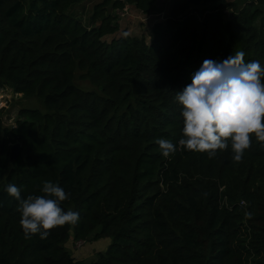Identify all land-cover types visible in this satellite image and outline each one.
Returning <instances> with one entry per match:
<instances>
[{
    "label": "trees",
    "instance_id": "trees-1",
    "mask_svg": "<svg viewBox=\"0 0 264 264\" xmlns=\"http://www.w3.org/2000/svg\"><path fill=\"white\" fill-rule=\"evenodd\" d=\"M82 1L0 0V89L43 106L21 107L10 129L0 117V264H264V143L239 163L230 148L186 150L176 100L205 59L242 51L264 65V0H171L149 40L116 37L114 10L150 15L156 0H103L87 23L69 12ZM46 181L80 219L26 238L4 188L27 198ZM101 238L94 257L70 248Z\"/></svg>",
    "mask_w": 264,
    "mask_h": 264
},
{
    "label": "clouds",
    "instance_id": "clouds-1",
    "mask_svg": "<svg viewBox=\"0 0 264 264\" xmlns=\"http://www.w3.org/2000/svg\"><path fill=\"white\" fill-rule=\"evenodd\" d=\"M244 52L223 60L205 59L192 74L191 82L177 92L182 106V138L186 150L206 153L230 148L233 160L241 162L252 146L253 137L264 143V65L258 60L246 62ZM161 154L169 157L177 150L172 141L159 139ZM4 191L18 202L20 224L26 238L39 235L46 239L50 230L75 225L80 214L62 208L70 193L59 184L45 182L44 195L21 196V188L9 183Z\"/></svg>",
    "mask_w": 264,
    "mask_h": 264
},
{
    "label": "rangeland",
    "instance_id": "rangeland-1",
    "mask_svg": "<svg viewBox=\"0 0 264 264\" xmlns=\"http://www.w3.org/2000/svg\"><path fill=\"white\" fill-rule=\"evenodd\" d=\"M103 0H83L79 4L70 8L69 12L76 18L83 20L87 23L89 16L92 14V10L95 4L102 2ZM171 0H156L155 6L152 9L150 15H143L133 5H127L123 10H114L117 16L118 31L115 36L119 37L123 34L130 36L141 37L145 36L147 40L150 38V31L155 22L165 19ZM231 2L234 0H223ZM239 4H242L243 0H238ZM264 8V7H263ZM262 8V9H263ZM256 27L264 29V13L257 17L255 21ZM75 83L84 88L91 89V85L88 80L80 78L79 75L75 77ZM21 107H37L42 109L41 102L34 97H25L22 94L14 93L11 88L0 89V117L3 120V124L6 128L15 126L17 115ZM15 143H11L14 145ZM109 238H101L97 240H90L83 247L82 245L70 243V248L74 254L78 253V256H82L83 259L94 257L95 253L105 251L110 244ZM92 241V242H91Z\"/></svg>",
    "mask_w": 264,
    "mask_h": 264
},
{
    "label": "water",
    "instance_id": "water-1",
    "mask_svg": "<svg viewBox=\"0 0 264 264\" xmlns=\"http://www.w3.org/2000/svg\"><path fill=\"white\" fill-rule=\"evenodd\" d=\"M3 134H4V132L2 131L1 135H3ZM19 146L20 145L17 143H15L14 145H11L10 154H9L11 160H14V158L19 154V151H20Z\"/></svg>",
    "mask_w": 264,
    "mask_h": 264
},
{
    "label": "built area",
    "instance_id": "built-area-1",
    "mask_svg": "<svg viewBox=\"0 0 264 264\" xmlns=\"http://www.w3.org/2000/svg\"><path fill=\"white\" fill-rule=\"evenodd\" d=\"M80 244H82V243H81V242H78V243H77V245H80Z\"/></svg>",
    "mask_w": 264,
    "mask_h": 264
}]
</instances>
